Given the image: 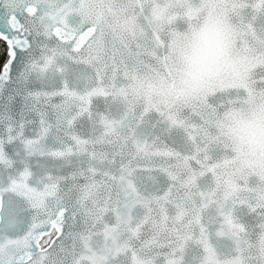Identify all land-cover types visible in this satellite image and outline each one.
Returning a JSON list of instances; mask_svg holds the SVG:
<instances>
[{
    "label": "water",
    "instance_id": "water-1",
    "mask_svg": "<svg viewBox=\"0 0 264 264\" xmlns=\"http://www.w3.org/2000/svg\"><path fill=\"white\" fill-rule=\"evenodd\" d=\"M0 39V264H264V0H0Z\"/></svg>",
    "mask_w": 264,
    "mask_h": 264
},
{
    "label": "trees",
    "instance_id": "trees-1",
    "mask_svg": "<svg viewBox=\"0 0 264 264\" xmlns=\"http://www.w3.org/2000/svg\"><path fill=\"white\" fill-rule=\"evenodd\" d=\"M7 53V56L5 55ZM8 59V47L7 44L0 39V72L4 64L6 63ZM49 241V238H45L43 243H47Z\"/></svg>",
    "mask_w": 264,
    "mask_h": 264
},
{
    "label": "clouds",
    "instance_id": "clouds-1",
    "mask_svg": "<svg viewBox=\"0 0 264 264\" xmlns=\"http://www.w3.org/2000/svg\"><path fill=\"white\" fill-rule=\"evenodd\" d=\"M191 40V37H189V41Z\"/></svg>",
    "mask_w": 264,
    "mask_h": 264
},
{
    "label": "snow or ice",
    "instance_id": "snow-or-ice-1",
    "mask_svg": "<svg viewBox=\"0 0 264 264\" xmlns=\"http://www.w3.org/2000/svg\"><path fill=\"white\" fill-rule=\"evenodd\" d=\"M5 55L7 56V53H5Z\"/></svg>",
    "mask_w": 264,
    "mask_h": 264
}]
</instances>
